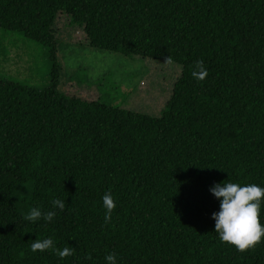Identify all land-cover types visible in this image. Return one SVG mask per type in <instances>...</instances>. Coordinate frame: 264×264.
<instances>
[{
    "label": "trees",
    "instance_id": "1",
    "mask_svg": "<svg viewBox=\"0 0 264 264\" xmlns=\"http://www.w3.org/2000/svg\"><path fill=\"white\" fill-rule=\"evenodd\" d=\"M59 13L93 48L172 57L182 72L159 117L59 90ZM0 27L51 61L44 89L0 75V264H264V243L242 254L220 241L210 191L264 187V0H0ZM33 207L56 216L25 220ZM38 238L75 254L32 252Z\"/></svg>",
    "mask_w": 264,
    "mask_h": 264
},
{
    "label": "rangeland",
    "instance_id": "2",
    "mask_svg": "<svg viewBox=\"0 0 264 264\" xmlns=\"http://www.w3.org/2000/svg\"><path fill=\"white\" fill-rule=\"evenodd\" d=\"M55 36L61 92L152 117L161 115L181 76L180 66L93 48L83 29L70 25L64 13L57 16ZM50 71L47 47L0 27V75L44 89Z\"/></svg>",
    "mask_w": 264,
    "mask_h": 264
},
{
    "label": "clouds",
    "instance_id": "3",
    "mask_svg": "<svg viewBox=\"0 0 264 264\" xmlns=\"http://www.w3.org/2000/svg\"><path fill=\"white\" fill-rule=\"evenodd\" d=\"M173 63L172 57L169 56L163 64ZM208 75L204 62L197 61L192 70L193 78L204 81ZM210 191L220 201L219 211L212 214V219L215 221V233H218L220 241L235 247L242 254L255 251L261 243H264V223L260 219L261 210L264 208V187L255 183L241 185L229 179L215 184ZM102 199L106 209L104 221L107 224L112 220L116 201L110 191L105 193ZM51 203L53 209L58 208L60 211H64L66 207L65 202L60 199H54ZM55 216V210L44 212L40 208L33 207L24 219L31 222L43 219L51 223ZM30 247L32 252L51 250L61 259L74 255L76 251L71 246L57 248L51 238L30 241ZM86 259L91 260L92 257L89 255ZM105 260L107 264H117L115 253L106 255Z\"/></svg>",
    "mask_w": 264,
    "mask_h": 264
}]
</instances>
